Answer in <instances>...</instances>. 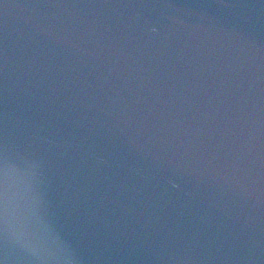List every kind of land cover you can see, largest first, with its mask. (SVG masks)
Listing matches in <instances>:
<instances>
[{"label":"water","instance_id":"water-1","mask_svg":"<svg viewBox=\"0 0 264 264\" xmlns=\"http://www.w3.org/2000/svg\"><path fill=\"white\" fill-rule=\"evenodd\" d=\"M0 264H264V0H0Z\"/></svg>","mask_w":264,"mask_h":264}]
</instances>
